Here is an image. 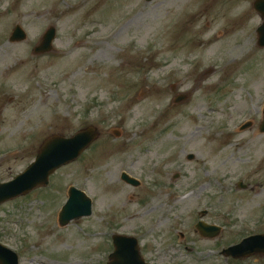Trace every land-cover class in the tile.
<instances>
[{"label":"rangeland","instance_id":"1","mask_svg":"<svg viewBox=\"0 0 264 264\" xmlns=\"http://www.w3.org/2000/svg\"><path fill=\"white\" fill-rule=\"evenodd\" d=\"M253 1L0 0V85L20 94L8 100L0 122V181L21 172L47 136H70L88 124L101 130L49 186L0 206V242L19 253L21 264H106L115 232L135 233L144 252L178 242L177 225L169 231L176 215L192 226L204 203L149 191L160 183L168 188L176 171L183 175L176 189L209 173L249 180L247 198L234 193L222 207L238 221L260 215L264 192L247 203L254 186L264 189V47L257 45L261 18ZM16 24L28 37L11 43ZM52 24L56 50L34 55ZM184 91L192 95L176 102ZM250 117L253 126L242 133L216 131ZM164 162L168 177L154 168ZM124 168L153 184L130 186L120 179ZM71 185L88 192L94 210L64 226L58 214ZM218 242L197 239L200 255L171 264H232L209 255Z\"/></svg>","mask_w":264,"mask_h":264},{"label":"water","instance_id":"2","mask_svg":"<svg viewBox=\"0 0 264 264\" xmlns=\"http://www.w3.org/2000/svg\"><path fill=\"white\" fill-rule=\"evenodd\" d=\"M255 7L263 13L264 0H256ZM259 41L264 45V24L258 29ZM56 34V29L50 27L44 35L43 43L37 48L38 53L49 51L52 40ZM26 33L18 26L14 32L13 40H22ZM264 125V123H263ZM98 137L97 129L94 126L80 130L72 137L53 135L42 145L36 160L27 170L18 175L14 180L0 183V203L25 194L38 185L47 184L49 176L58 167L76 159L84 149ZM91 213V199L76 187L70 188V199L62 213L63 221H69L73 215H83ZM71 217V218H70ZM118 250L113 254L114 262L119 264H145L141 259L138 247L133 238H118ZM245 242L237 247L241 248ZM259 248L255 247V251ZM0 264H18L17 255L14 251L0 244Z\"/></svg>","mask_w":264,"mask_h":264},{"label":"flooded vegetation","instance_id":"3","mask_svg":"<svg viewBox=\"0 0 264 264\" xmlns=\"http://www.w3.org/2000/svg\"><path fill=\"white\" fill-rule=\"evenodd\" d=\"M8 100H9V97H8L7 89L0 88V122H4L2 114L4 113V110L8 107V104H9ZM252 171L254 173L255 169L253 168ZM215 181L216 179L211 178L207 182H200L192 190V193L194 194L195 199L196 198L199 199L200 200L199 202H202V201L207 202L211 206V210L210 209L200 210L199 213L201 217H199L197 221L195 222L194 228L188 232H183V231L178 232V235H179L178 240L180 244L185 245L186 248L188 247V243L194 244L196 243L197 239L209 238L212 240H222L224 239L225 235H228V237H231L232 235L233 228L235 227V224L234 222H232V220H234L235 218V213L229 209L226 212H221L219 214L216 212L217 209L219 208V206H217V196H219L220 191L215 188L216 186ZM244 186L245 187L243 189L234 190V192L236 194L242 193V196L240 197L247 198V194H248L247 192L251 190V183L249 182H247L246 184L244 183ZM133 187L138 188L137 186H133ZM254 189H255L254 197L250 198L247 201L250 205L255 202V197H257L258 194L260 193V189L257 190L255 186L252 190ZM152 190H153L152 188L149 189L150 192H152ZM160 190L161 188L159 187L158 188L159 193L157 195L160 194ZM220 200L221 202L225 204L227 203V198L225 197H222ZM200 221H204V224L202 223L200 224ZM247 221L252 222V228L250 229L247 227L249 230L246 228L243 231L241 229L235 228L234 233L238 234V238L236 240H240L241 238H244V237H247L253 234L264 233V226H263V221L261 220V218L255 219L253 217H249ZM209 225L220 226V229L218 230V235H213L217 231V229L214 227H210ZM174 228L175 227H172L171 229H169V231L173 230ZM224 229H227V231H224ZM189 248L190 247H188V249ZM192 248L194 250V247ZM189 250L191 251V249ZM252 258L257 259V260H264V255L256 254V255L249 257V259H252Z\"/></svg>","mask_w":264,"mask_h":264},{"label":"bare ground","instance_id":"4","mask_svg":"<svg viewBox=\"0 0 264 264\" xmlns=\"http://www.w3.org/2000/svg\"><path fill=\"white\" fill-rule=\"evenodd\" d=\"M261 192H264V189H262Z\"/></svg>","mask_w":264,"mask_h":264}]
</instances>
